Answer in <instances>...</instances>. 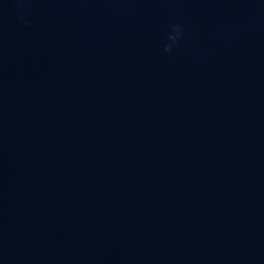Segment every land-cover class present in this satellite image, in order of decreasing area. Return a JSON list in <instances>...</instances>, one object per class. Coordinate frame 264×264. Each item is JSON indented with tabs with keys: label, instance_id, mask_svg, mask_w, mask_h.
Segmentation results:
<instances>
[{
	"label": "water",
	"instance_id": "1",
	"mask_svg": "<svg viewBox=\"0 0 264 264\" xmlns=\"http://www.w3.org/2000/svg\"><path fill=\"white\" fill-rule=\"evenodd\" d=\"M0 264H264V0H0Z\"/></svg>",
	"mask_w": 264,
	"mask_h": 264
},
{
	"label": "clouds",
	"instance_id": "2",
	"mask_svg": "<svg viewBox=\"0 0 264 264\" xmlns=\"http://www.w3.org/2000/svg\"><path fill=\"white\" fill-rule=\"evenodd\" d=\"M22 18V17H21ZM184 36V26L180 23H171L166 34V42L163 45V52L173 53L175 47L179 45Z\"/></svg>",
	"mask_w": 264,
	"mask_h": 264
}]
</instances>
